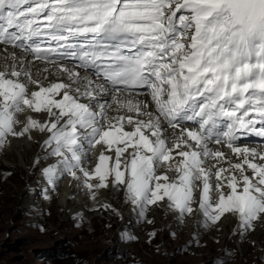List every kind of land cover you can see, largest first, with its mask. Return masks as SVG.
Masks as SVG:
<instances>
[{"label": "bare ground", "instance_id": "6f19581e", "mask_svg": "<svg viewBox=\"0 0 264 264\" xmlns=\"http://www.w3.org/2000/svg\"><path fill=\"white\" fill-rule=\"evenodd\" d=\"M162 2L160 11L149 8L144 16L177 14L182 6L188 23L177 52H168L161 75L168 82L189 75L185 58L196 54L192 39L210 11L203 0ZM82 113L85 123L76 118ZM74 143L77 149H68ZM0 158L15 168L40 165L47 185L41 200L48 204L53 189L59 207L77 218L117 209L121 190L125 221L136 214L137 223L151 209L173 217L161 224L166 229L190 221L193 233L232 229L247 239L252 224L256 238L264 234V149L211 145L194 127L183 132L162 124L146 96L110 90L70 64L2 45Z\"/></svg>", "mask_w": 264, "mask_h": 264}, {"label": "rangeland", "instance_id": "374dc122", "mask_svg": "<svg viewBox=\"0 0 264 264\" xmlns=\"http://www.w3.org/2000/svg\"><path fill=\"white\" fill-rule=\"evenodd\" d=\"M203 4L225 15L227 26L245 22L249 31H264V0ZM41 174L40 165L15 168L0 158V264H264V234L256 238L252 224L243 240L232 229L193 233L190 221L166 229L161 224L173 217L151 209L137 223L136 214L125 221L129 207L121 190L117 209L77 218L59 207L53 189L48 204L41 200L47 187Z\"/></svg>", "mask_w": 264, "mask_h": 264}]
</instances>
